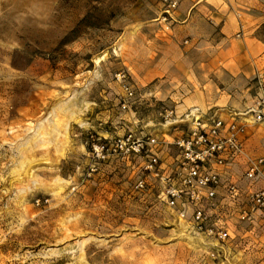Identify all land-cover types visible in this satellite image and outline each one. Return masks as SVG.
Returning a JSON list of instances; mask_svg holds the SVG:
<instances>
[{"label": "rangeland", "instance_id": "obj_1", "mask_svg": "<svg viewBox=\"0 0 264 264\" xmlns=\"http://www.w3.org/2000/svg\"><path fill=\"white\" fill-rule=\"evenodd\" d=\"M175 1L170 18L163 0H0V264H264V210L242 221L231 207L218 242L159 198L166 182L144 174V156H93L97 144L152 136L163 174L176 170L174 141L219 50L203 42L213 15L188 28L190 3ZM249 139V157L264 159V124ZM246 169L243 159L230 172L242 207L264 189Z\"/></svg>", "mask_w": 264, "mask_h": 264}, {"label": "built area", "instance_id": "obj_2", "mask_svg": "<svg viewBox=\"0 0 264 264\" xmlns=\"http://www.w3.org/2000/svg\"><path fill=\"white\" fill-rule=\"evenodd\" d=\"M165 17L172 18L178 7L175 0H163ZM243 26L241 31L243 32ZM188 43V42H187ZM119 79L125 75L120 74ZM257 93L253 105L244 112L230 113L224 118L217 111L186 116L188 133L174 141L178 149L175 156L176 170L167 175L158 153L159 142L152 136L138 137L134 134L93 147V156L98 161L110 157L122 160L144 156V174L161 178L166 182L159 198L171 209L181 208V217L191 212V229L197 235L224 242L230 237L223 216L231 207L242 221H251L256 211L264 210V189L249 192L247 205L242 207L241 190L230 176V172L241 160L246 159V179L255 182L264 179V159H253L247 155L245 137L248 127L264 123V72L256 80ZM126 96L133 98L131 88L124 84ZM126 107V105L124 106ZM173 112H168L167 117ZM147 181L141 179L137 189H145ZM189 213V212H188Z\"/></svg>", "mask_w": 264, "mask_h": 264}, {"label": "crops", "instance_id": "obj_3", "mask_svg": "<svg viewBox=\"0 0 264 264\" xmlns=\"http://www.w3.org/2000/svg\"><path fill=\"white\" fill-rule=\"evenodd\" d=\"M185 1L190 5L181 23H188V28L195 27L198 22H205L201 13L212 14L214 33L209 38L205 36L203 42L210 40L212 47L219 50L205 69L198 90L201 96L190 103L191 112L217 111L224 118L233 112H244L253 105L257 93L255 80L264 72V10L252 4L233 14L228 6L209 7L200 1ZM255 126H249L248 130L253 131ZM250 143L251 139L245 142L246 148ZM246 152L248 155L247 149Z\"/></svg>", "mask_w": 264, "mask_h": 264}, {"label": "trees", "instance_id": "obj_4", "mask_svg": "<svg viewBox=\"0 0 264 264\" xmlns=\"http://www.w3.org/2000/svg\"><path fill=\"white\" fill-rule=\"evenodd\" d=\"M95 1H98V0H95ZM84 21H85V20H83V21L80 23L79 27H77V29H75V30L72 32V34H75V33H77V32L79 31V28L82 27V25L84 24V23H83Z\"/></svg>", "mask_w": 264, "mask_h": 264}, {"label": "bare ground", "instance_id": "obj_5", "mask_svg": "<svg viewBox=\"0 0 264 264\" xmlns=\"http://www.w3.org/2000/svg\"><path fill=\"white\" fill-rule=\"evenodd\" d=\"M182 229V228H181ZM183 230V229H182Z\"/></svg>", "mask_w": 264, "mask_h": 264}]
</instances>
